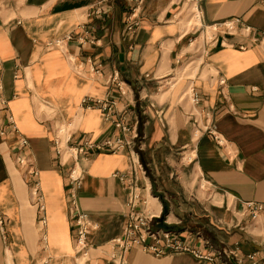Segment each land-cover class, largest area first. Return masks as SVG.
<instances>
[{
  "label": "crops",
  "instance_id": "0c3cea01",
  "mask_svg": "<svg viewBox=\"0 0 264 264\" xmlns=\"http://www.w3.org/2000/svg\"><path fill=\"white\" fill-rule=\"evenodd\" d=\"M133 6L0 0V264H114L110 241L127 221L123 175L134 151L150 212L166 204L169 228L196 246L211 242L222 264H264V214L252 217L247 207L264 205V0H143L130 33ZM229 19L239 24L231 31L222 24ZM114 75L125 95L110 82ZM106 97L117 98L138 137L134 151L96 149L79 161V207L93 229L78 251L68 200L74 163L55 140L60 127L69 144L118 134L96 104ZM25 155L28 165L19 162ZM199 179L207 199L191 197ZM177 180L190 194L185 200L167 185ZM126 258L211 264L137 245Z\"/></svg>",
  "mask_w": 264,
  "mask_h": 264
},
{
  "label": "built area",
  "instance_id": "2783aa9c",
  "mask_svg": "<svg viewBox=\"0 0 264 264\" xmlns=\"http://www.w3.org/2000/svg\"><path fill=\"white\" fill-rule=\"evenodd\" d=\"M130 1L134 3V6L126 17V26L128 32L132 33L140 26L139 12L143 0ZM222 24L228 31L237 28L239 25L238 21L234 19L226 20ZM239 30L246 34L252 32L249 25L243 24H241ZM56 44L60 45L61 41H57ZM50 45H53V43ZM241 48H244L243 45ZM110 82L116 84L123 95L127 93L128 89L119 79L118 75L112 76ZM1 88L2 85L0 82ZM96 104L99 106L105 118L111 121L119 131L118 134L111 135L102 143H94L91 139H86L82 143L69 144L64 140L63 136H60L65 131L64 127H60L59 136L55 140L57 153L60 156H67V160H71L74 163L69 177L68 200L78 251H85L88 248V236L93 229L92 220L79 207L78 188L82 180V171L78 167L79 161L82 157H90L96 149H102L110 153H121L127 149L134 151L136 138L138 137L136 128L128 123L125 115L120 114L117 98L106 97L97 99ZM27 144L28 139L21 138V145L24 146ZM19 162L22 165L30 164L26 155L19 157ZM140 167L141 163L135 158L134 151V155L132 154L131 171L127 175H123L124 179H126L128 189L127 221L121 235L110 241L113 248L111 256L113 263L126 264V254L133 246L137 245L144 251L151 252L157 256L167 253H189L197 259L207 261L211 264H222L218 258L221 252L211 242L206 241L203 245L196 246L183 240L176 232L158 226L160 214L152 213L147 209V199L143 196L139 185L137 172ZM32 173L36 174V171H32ZM247 207L250 209L252 217L258 214H264L263 204L250 202L247 204ZM41 209H44L42 202ZM42 222L44 224L46 223L45 217H42ZM262 247L264 249V242ZM255 256L256 252L249 254L248 258L253 260ZM44 264H49V261L47 259L44 260Z\"/></svg>",
  "mask_w": 264,
  "mask_h": 264
},
{
  "label": "rangeland",
  "instance_id": "374dc122",
  "mask_svg": "<svg viewBox=\"0 0 264 264\" xmlns=\"http://www.w3.org/2000/svg\"><path fill=\"white\" fill-rule=\"evenodd\" d=\"M174 84V83H173ZM173 84H171L172 86H173ZM178 86V85H177ZM194 180H195V178H194ZM196 181V180H195ZM169 187H170V189H175V190H178L179 192H181L182 193V195H183V200H185V195H190L189 193H184V192H182V191H184L185 189H184V186L181 184V182H180V180H177L176 182H175V184L174 183H171V184H167ZM208 194H209V189H208V184H206L205 183V181H203V180H201V179H199V180H197V182H196V186H195V188L193 189V194H191V197L193 198V199H197L198 197H200V198H202V199H207L208 198ZM192 201V200H191ZM166 204H164V206H165ZM163 206V208H162V210H161V212H160V208H157L158 210H154L152 213H156V214H159L160 213V218H163V220H164V223H166L168 226H169V224L167 223V220H168V214H167V211H166V209H165V207ZM182 208L183 209H185V208H188L189 209V207H183L182 206ZM150 209H151V207H150ZM168 210H170V207L168 206ZM201 210V209H200ZM190 214H192L193 213V208H191L190 210ZM195 211H199V209L198 208H195ZM202 211H204V210H202ZM186 217L187 218H185L184 220L187 222V223H189V225H192V224H194V219H192V217H190L189 216V214L188 215H186ZM160 218H159V221H160ZM205 219V218H204ZM158 226H160V222H159V225ZM161 227V226H160ZM163 228V227H162ZM166 229V228H165ZM168 230H171V228H167ZM171 231H173V230H171ZM175 232V231H174Z\"/></svg>",
  "mask_w": 264,
  "mask_h": 264
},
{
  "label": "water",
  "instance_id": "95a60500",
  "mask_svg": "<svg viewBox=\"0 0 264 264\" xmlns=\"http://www.w3.org/2000/svg\"><path fill=\"white\" fill-rule=\"evenodd\" d=\"M160 226L166 229L169 228V226L166 223H164L163 218H160Z\"/></svg>",
  "mask_w": 264,
  "mask_h": 264
}]
</instances>
